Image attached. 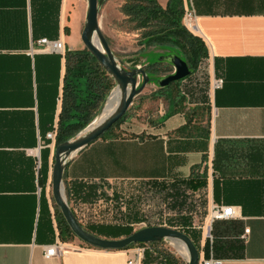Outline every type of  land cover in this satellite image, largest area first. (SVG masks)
Returning a JSON list of instances; mask_svg holds the SVG:
<instances>
[{
    "label": "crops",
    "instance_id": "crops-1",
    "mask_svg": "<svg viewBox=\"0 0 264 264\" xmlns=\"http://www.w3.org/2000/svg\"><path fill=\"white\" fill-rule=\"evenodd\" d=\"M184 7L194 9L193 31L208 47V96L186 94L183 105L189 106L182 110L178 97L168 99L170 89L145 90L115 127L119 136L99 138L69 160L65 182L80 187L69 196L71 208L84 227L114 224L136 231L151 221L130 218L126 207L115 210L112 201L108 208L101 185L151 183L168 186L171 195L177 191L169 187L184 185L191 194L187 182L200 169L207 185L195 192L208 189V208L211 202L235 205L251 229L222 264H264V0H184ZM87 10L88 0H0V264H127L131 256L126 249L96 248L77 237L61 239L55 217L57 145L48 134L61 110L65 56L37 40L61 38L69 50L85 49ZM145 52L122 60L133 65L131 59ZM145 64L140 59L136 66ZM214 76L224 79L215 91ZM208 102L211 116L204 121L202 105ZM187 217L191 221L193 212ZM155 219L156 226L177 222ZM57 240L70 248L47 257L46 248ZM155 253L147 252L145 264H164Z\"/></svg>",
    "mask_w": 264,
    "mask_h": 264
},
{
    "label": "trees",
    "instance_id": "trees-1",
    "mask_svg": "<svg viewBox=\"0 0 264 264\" xmlns=\"http://www.w3.org/2000/svg\"><path fill=\"white\" fill-rule=\"evenodd\" d=\"M184 10V0H169L166 7H163L159 0H125V3L121 6V11L125 15L140 19V26L146 27L160 19L168 20L171 25L162 32L153 31L144 35L139 41V45L142 47L137 53L145 51L149 46L158 45L168 47L172 49L168 51V53H182L183 58L188 62L192 71L196 72L198 64L209 57V51L205 40L201 36L195 35L184 25ZM106 38L109 42L107 36ZM175 48L179 49L181 53L173 50ZM63 55L65 56V73L63 76L61 94V110L58 114V120L54 127V131H51L55 133L57 146L62 142L74 138L79 132L84 130L100 114L109 94L117 86L114 78L99 64L96 58L86 48L81 50L66 49ZM131 60L133 61V65H128L123 60L122 62L125 65L135 67L139 64L140 57ZM159 63H161V61L148 62L146 71L150 77H154L150 73V69ZM166 91V87H158V90L154 92V94H163ZM184 103L185 101L181 102L182 105ZM178 105L179 103L176 104V106ZM182 110H184V108H182ZM123 119L124 117L115 123L100 138H104L108 134L119 136L120 133L114 132V129ZM41 138L44 139L42 132ZM217 156L218 150L216 149L214 161L217 159ZM215 164L216 163H214V165ZM194 168H196V166ZM197 174L198 175L194 178H190L187 182V187L193 192L207 185V178L201 172ZM39 183L42 186V178H39ZM74 190L79 191L80 187L78 185H67V193L69 196ZM214 194L217 199L218 183L216 178L214 179ZM55 217L61 239L76 238V235L67 224L60 208L56 205ZM182 219L183 220L180 222L177 220L175 224L183 225L182 231L193 239L192 236L196 235V232L188 228L190 218L186 216L182 217ZM85 228L97 236L113 238L123 234H127L128 236L134 232L133 228L130 226L114 224H100L92 226L91 228ZM189 230L194 234H191ZM160 255L164 264H187L184 261L179 263V260L170 252L162 251Z\"/></svg>",
    "mask_w": 264,
    "mask_h": 264
},
{
    "label": "rangeland",
    "instance_id": "rangeland-1",
    "mask_svg": "<svg viewBox=\"0 0 264 264\" xmlns=\"http://www.w3.org/2000/svg\"><path fill=\"white\" fill-rule=\"evenodd\" d=\"M169 0H160L162 5L166 6ZM125 3V0H105L100 10V24L103 33L108 37L110 46L114 51L117 59L122 61L124 56H131L136 54V52L142 47L139 45V41L143 38L144 35H147L150 32H162L169 28L171 25L168 20L160 19L154 21L150 25L146 27H142L139 25L140 19L133 18L132 16L125 15L121 11V6ZM86 23V20H85ZM84 23V27H85ZM77 35V33H76ZM197 35V34H195ZM81 41L83 46L85 47V43L82 39ZM172 49L163 46H149L145 49V53L142 54L140 59L144 62H155L159 61L163 54H167L168 51ZM175 51L180 50L175 48ZM183 57L182 53L179 54ZM208 58V57H207ZM207 58L202 60L196 68V73L187 82H174L170 86L166 87V90L170 91L169 98L178 97L181 102H188L186 94L192 98H206L208 96V85L210 80L209 66ZM204 61V62H203ZM202 63V64H201ZM202 65V68L200 67ZM147 64H145V69ZM175 70L174 66L168 62H161L157 64L155 67L150 69V73L154 77H164L167 76ZM140 81H143L141 77ZM150 86L151 92L155 89L158 90V86L155 83H149L144 91L139 94L135 99L132 107H137L138 102L144 96L145 90H147ZM117 87V86H116ZM116 89V88H114ZM113 89V90H114ZM112 90V91H113ZM111 91V92H112ZM198 92V95L196 93ZM202 93V94H201ZM111 94V93H110ZM109 94V95H110ZM196 95V96H195ZM109 98V97H108ZM182 106V105H181ZM189 105H183L182 108H186ZM131 107V108H132ZM204 110V121L206 120L205 116H211V103L208 102L202 105ZM100 115V114H99ZM98 115V116H99ZM96 118L92 121L94 122ZM91 122V123H92ZM90 123V124H91ZM89 124V125H90ZM88 125V126H89ZM82 130L81 132H83ZM207 160V159H206ZM197 173H200V169H196ZM66 184V182H65ZM100 186V185H99ZM103 190V200L108 204V208L112 207L111 201L114 206L112 208L121 210V207H126L127 211L130 212L129 217L132 219H148L151 222L156 221V217H165L167 219L177 218L178 222L182 221V217L190 216V212H193V218L202 221L207 214L208 201H209V192L208 189L205 188L199 192H194L191 194L186 192L184 185L182 186H171L169 187L173 191H177L175 195H171L169 191H167L168 186L162 187L156 184L151 183H125V184H107L100 186ZM178 188V189H177ZM178 196L179 202H176V197ZM187 193V194H186ZM66 197L70 204L72 205V200L69 198L67 193V184H66ZM183 200V201H182ZM173 218V219H172ZM169 225L172 227L175 225L174 223H170ZM192 230V229H190ZM189 230V231H190ZM194 231V230H192ZM191 232V231H190ZM196 232V231H194ZM191 234H194L191 232ZM197 245L199 242V235L192 236ZM173 241H163L162 243H155L152 245V251H155V256H159V253L162 251L170 252L176 259L179 260V263L184 261L188 264L189 255L186 256L182 254L178 248L172 243ZM241 244L239 242H230L227 244L218 243L216 245V252L219 256L226 255L232 256V254L238 252Z\"/></svg>",
    "mask_w": 264,
    "mask_h": 264
},
{
    "label": "water",
    "instance_id": "water-1",
    "mask_svg": "<svg viewBox=\"0 0 264 264\" xmlns=\"http://www.w3.org/2000/svg\"><path fill=\"white\" fill-rule=\"evenodd\" d=\"M105 0H88V10L82 39L85 48L96 58L99 64L114 78L121 93L116 110L100 124L87 126L74 138L60 143L55 151V163L52 170V195L72 232L87 245L106 249L124 250L138 243H160L166 240H180L185 243L189 260L188 264H199L200 253L196 243L185 232L167 226H148L134 231L120 239H109L89 232L79 221L66 197L65 170L69 160L80 150L99 139L115 123L126 116L134 103L149 83L164 88L174 82H182L191 77L192 71L188 62L177 53L163 54L159 61L168 62L175 68L174 72L164 77H150L145 65L128 66L119 62L105 34L101 29L100 10ZM143 78L141 82L140 79ZM109 97V96H108ZM106 99L101 112L107 102ZM100 112V113H101Z\"/></svg>",
    "mask_w": 264,
    "mask_h": 264
},
{
    "label": "built area",
    "instance_id": "built-area-1",
    "mask_svg": "<svg viewBox=\"0 0 264 264\" xmlns=\"http://www.w3.org/2000/svg\"><path fill=\"white\" fill-rule=\"evenodd\" d=\"M195 19L196 13L194 9L186 7L183 14V23L193 33L195 32L193 31V27H196ZM37 44L49 52L65 54L67 49L65 41H63L61 38H41L37 40ZM189 78L182 82L187 81ZM223 83V78L214 76L211 79V89L215 91L216 89L220 88ZM48 136L50 138H54L55 133L50 132ZM207 211L208 212L202 221L192 218L188 228L196 231V233L199 235L200 244H196L200 253L199 264H222L226 258L232 257L235 253L232 254V256H219L216 252V245L218 243L227 244L230 242H239L242 246L251 233V229L245 223L246 217L242 215L240 209L235 205L211 202ZM221 224L227 226V229H220L219 225ZM140 226H143L144 228L148 226H156V224L144 221L140 224ZM160 226L167 225L164 224ZM182 227L183 225L175 224L171 228L182 231ZM153 244L155 243H138L126 249L128 253L131 254L127 264H145L146 254L149 250H152ZM69 248L70 246H66L64 242L57 240V242L49 245L46 248L45 255L47 257L56 256L60 251H65Z\"/></svg>",
    "mask_w": 264,
    "mask_h": 264
},
{
    "label": "bare ground",
    "instance_id": "bare-ground-1",
    "mask_svg": "<svg viewBox=\"0 0 264 264\" xmlns=\"http://www.w3.org/2000/svg\"><path fill=\"white\" fill-rule=\"evenodd\" d=\"M121 99V93L118 87H116V89H114L111 94L109 95V98L102 110V112L100 113L99 116L96 117V120L92 123V125L90 127L96 126L98 124H100L103 120H105L107 117H109L118 107V104L120 102ZM177 248L178 250L188 256V249L185 245V243H183L180 240H174L172 242Z\"/></svg>",
    "mask_w": 264,
    "mask_h": 264
},
{
    "label": "flooded vegetation",
    "instance_id": "flooded-vegetation-1",
    "mask_svg": "<svg viewBox=\"0 0 264 264\" xmlns=\"http://www.w3.org/2000/svg\"><path fill=\"white\" fill-rule=\"evenodd\" d=\"M174 72V71H173Z\"/></svg>",
    "mask_w": 264,
    "mask_h": 264
}]
</instances>
